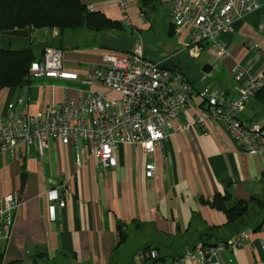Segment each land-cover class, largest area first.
I'll list each match as a JSON object with an SVG mask.
<instances>
[{
    "label": "crops",
    "instance_id": "0c3cea01",
    "mask_svg": "<svg viewBox=\"0 0 264 264\" xmlns=\"http://www.w3.org/2000/svg\"><path fill=\"white\" fill-rule=\"evenodd\" d=\"M81 1L114 20L136 14L134 0L126 11L112 0ZM259 2L258 9L234 19L231 32L216 38L225 55H216L206 42L192 55L207 63L201 84L223 98L235 97L248 77L261 74L264 82V0ZM58 35L55 28L31 30L26 37L0 33V47L30 44L32 49L35 43L32 51L38 55L48 45L60 44L53 47L61 51L62 69L80 77L101 66L104 53L114 51L106 43L78 46L75 34ZM237 66L244 69L240 80L233 77ZM192 83V104L198 106L202 100L193 101L199 86ZM84 86L79 80L27 75L18 86L0 89V122L7 103H13L15 113L34 115L51 102L80 96ZM260 104L252 97L240 118L260 124L264 132V114L250 110L263 109ZM185 121L193 122L191 111L181 113L173 125ZM150 162L154 171L146 176ZM60 185L65 205H55L51 220L48 192ZM10 192L18 196L19 207L1 244L0 264H145L150 250L157 252L161 264H171L196 246L225 242V214L202 203L224 192L250 203L247 226L241 229L248 237L239 247L226 245L218 259L221 264H264V207L251 206L254 197L264 201V160L241 149L221 125L208 132L194 126L190 131L170 128L162 148L152 154L122 144L116 166L105 170L92 157L77 167L72 147L58 139H49L41 156L32 145L21 144L15 155L0 154V196Z\"/></svg>",
    "mask_w": 264,
    "mask_h": 264
},
{
    "label": "built area",
    "instance_id": "2783aa9c",
    "mask_svg": "<svg viewBox=\"0 0 264 264\" xmlns=\"http://www.w3.org/2000/svg\"><path fill=\"white\" fill-rule=\"evenodd\" d=\"M120 10L126 11L132 0H112ZM169 5L173 31L188 40L190 54L195 56L206 42L217 55L227 53L216 40L219 34L233 30V21L261 5L259 0H164ZM89 9H94L90 3ZM138 17L143 18L141 11ZM42 59L32 60L27 74L30 77H54L79 80L87 88L76 98L60 103L51 102L45 110L34 115L15 113L13 104L7 103L0 122V154L15 155L19 145L30 144L41 156L48 148L49 139H58L73 150V159L80 167L92 157L103 169L117 163V149L129 144L148 154L161 149L170 128L190 131L194 126L208 132L213 125H221L241 149L258 154L264 160V132L260 124H246L240 118L246 103L254 96L263 81L262 75L246 78L235 97L226 99L214 88L198 90L202 100L192 104L193 83L181 69L147 58L141 48L129 51L104 53L103 63L89 75L80 77L62 69L61 51L56 47L46 49ZM244 69L233 70L235 80H240ZM184 111H191L193 122L174 120ZM154 163L145 166L146 176H151ZM51 204L49 213L55 219V205H65L64 185L48 192ZM19 207L16 193L0 196V252ZM248 237L241 230L227 237L225 242L203 244L187 250L171 264H221L219 253L226 245L239 247ZM147 259L157 260L155 250L145 253Z\"/></svg>",
    "mask_w": 264,
    "mask_h": 264
},
{
    "label": "trees",
    "instance_id": "16d2710c",
    "mask_svg": "<svg viewBox=\"0 0 264 264\" xmlns=\"http://www.w3.org/2000/svg\"><path fill=\"white\" fill-rule=\"evenodd\" d=\"M139 1V10L144 12L149 6L155 8L158 0ZM23 28H26L28 32L53 28L59 32L76 28L101 31L122 28V25L121 21L111 19L100 10L89 9L81 0H0V33ZM169 32L173 33L172 23ZM54 46L61 48L60 44H54ZM122 51H129V49ZM43 53L44 49L38 55L34 54L30 44L24 48L0 47V89L18 86L27 77L30 62L42 56ZM174 67L179 68L177 65ZM253 98L264 104L263 81ZM251 202H253L251 206L264 207V201L259 198L254 197ZM202 203L225 214L224 227L229 231L227 236L247 226L245 217L250 209L249 202L233 198L228 192H224L216 193L211 198L202 200ZM158 260L161 261L159 256ZM156 261L146 259L145 264H155Z\"/></svg>",
    "mask_w": 264,
    "mask_h": 264
},
{
    "label": "rangeland",
    "instance_id": "374dc122",
    "mask_svg": "<svg viewBox=\"0 0 264 264\" xmlns=\"http://www.w3.org/2000/svg\"><path fill=\"white\" fill-rule=\"evenodd\" d=\"M139 5V0H134L132 2V7H134L133 9L136 14ZM112 13L117 15L115 12ZM136 14H128L125 21L122 19V28L101 31H89L84 28H76L66 29L64 32L58 31V33L59 35L65 34L69 37L75 34V43H77L78 46H91L106 43L110 48H114V51L119 52L124 49L134 50L139 47L147 58L155 62H165L168 66H181L182 72H185L184 74L187 77L189 76L188 78L199 86L198 90L204 87L205 84H201V77L203 76V68L207 64L206 60L203 57L194 58L190 54L189 47L186 46L188 40L185 39L183 42L181 41L184 39L183 37L185 34L181 37L169 32L172 21L169 16L168 3L164 0H158L155 8L149 6L146 11L142 12L144 17L141 19ZM84 35L88 36L82 37ZM66 44H68V41ZM53 46V44L50 46L48 45L44 51ZM35 47L36 44L33 43V51H36ZM215 54L217 55V53ZM42 57L43 56L36 57L37 59L35 60L42 59ZM194 96L195 100L193 103L200 100V97H198L196 93ZM260 105L263 109L259 107L250 108L249 105H247V108L254 110L257 116L264 114V104Z\"/></svg>",
    "mask_w": 264,
    "mask_h": 264
},
{
    "label": "water",
    "instance_id": "95a60500",
    "mask_svg": "<svg viewBox=\"0 0 264 264\" xmlns=\"http://www.w3.org/2000/svg\"><path fill=\"white\" fill-rule=\"evenodd\" d=\"M7 36H14V37H26L28 35L27 29H15L10 31H4L3 32Z\"/></svg>",
    "mask_w": 264,
    "mask_h": 264
}]
</instances>
